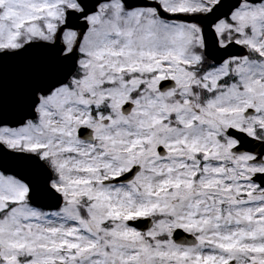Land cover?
<instances>
[{"label": "snow or ice", "instance_id": "snow-or-ice-1", "mask_svg": "<svg viewBox=\"0 0 264 264\" xmlns=\"http://www.w3.org/2000/svg\"><path fill=\"white\" fill-rule=\"evenodd\" d=\"M0 264H264V0H0Z\"/></svg>", "mask_w": 264, "mask_h": 264}]
</instances>
